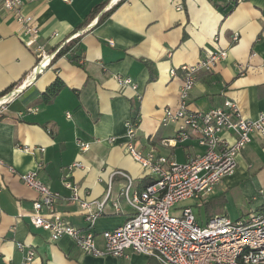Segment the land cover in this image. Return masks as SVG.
I'll list each match as a JSON object with an SVG mask.
<instances>
[{"label": "crops", "instance_id": "0c3cea01", "mask_svg": "<svg viewBox=\"0 0 264 264\" xmlns=\"http://www.w3.org/2000/svg\"><path fill=\"white\" fill-rule=\"evenodd\" d=\"M25 12L36 17L39 41L48 53L74 34L80 37L33 77L37 55L26 48L21 25L0 9V97L21 87L0 120V159L19 174L37 171L43 183L63 196L56 212L76 228H91L100 247L105 231L134 214L121 195L128 179L117 172L133 179L131 198L148 184L142 167L126 152L127 122H137L134 141L143 154L154 151L184 163L204 152L195 140L175 148L165 145L178 131V125L161 124L164 109L179 104L178 68L226 52L211 70L198 73L190 110L208 111L231 100L248 118L264 113V0H37ZM119 77L132 79L137 89L122 88ZM57 79L63 88L44 101ZM80 144L89 147L82 150ZM238 161L207 202H186L200 224L214 216L238 220L264 211V137L254 138ZM77 163L82 167L75 168ZM66 182L91 204L108 198L104 215L91 227L78 203L69 199ZM38 198L20 177L0 168V264H25L29 249L36 253L31 264H159L134 252L93 256L68 236L53 241L49 232L30 223ZM216 204L218 213H210Z\"/></svg>", "mask_w": 264, "mask_h": 264}, {"label": "built area", "instance_id": "2783aa9c", "mask_svg": "<svg viewBox=\"0 0 264 264\" xmlns=\"http://www.w3.org/2000/svg\"><path fill=\"white\" fill-rule=\"evenodd\" d=\"M35 1L0 0V9L21 25L27 37L26 48L37 55L33 77L44 72L62 48L80 37V33H76L56 52L48 53L39 41L40 27L36 17L25 12L26 5ZM225 57L226 52L211 53L205 60L178 68L182 73L179 104L175 108L166 107L161 120L163 126L178 125L176 137L167 140L165 145L175 148L178 143L195 140L204 149L202 154L184 163L154 151L143 154L136 149L134 141L137 122H127L129 142L126 152L142 167L143 178L148 179V184L131 198L133 179L125 172H117L128 179L121 195L134 214L122 226L102 234V247L97 244L91 228H76L56 212L55 206L63 196L43 183L37 171L19 174L0 159V168L17 175L28 188L39 194L29 215L32 226L49 232L53 241L68 236L78 248L93 256L124 257L128 252H134L154 257L159 264H264V211L250 214L249 219L214 216L206 224H200L193 207L186 204L189 201L207 202L223 179L235 172L243 150L254 138L264 137V113L255 119L248 118L237 102L226 100L222 107L208 111L189 108L198 73L211 70ZM176 74V69L170 70L171 76ZM118 81L122 88L137 89L130 78L119 77ZM20 91L21 87L0 97V120ZM80 147L87 150L89 146L80 144ZM24 150L31 152L29 147ZM40 150L45 151L44 148ZM74 167L82 166L77 163ZM65 186L71 190L69 199L78 203L89 227L104 215L108 198L91 204L81 198L79 189L72 182H66ZM113 206L120 212L118 202ZM18 248L25 249L22 244ZM35 257V251L29 249L25 264H31Z\"/></svg>", "mask_w": 264, "mask_h": 264}, {"label": "trees", "instance_id": "16d2710c", "mask_svg": "<svg viewBox=\"0 0 264 264\" xmlns=\"http://www.w3.org/2000/svg\"><path fill=\"white\" fill-rule=\"evenodd\" d=\"M101 10V6L97 7L96 10L94 11V15L99 13ZM68 47L65 46L64 48H62L59 53L56 55L55 58L58 57H62L66 52H67ZM63 88V83L57 79L55 82H53L45 91V93L43 94V100L44 101H50L52 100V98H54L59 92L60 90Z\"/></svg>", "mask_w": 264, "mask_h": 264}, {"label": "rangeland", "instance_id": "374dc122", "mask_svg": "<svg viewBox=\"0 0 264 264\" xmlns=\"http://www.w3.org/2000/svg\"><path fill=\"white\" fill-rule=\"evenodd\" d=\"M200 205H203L204 203H199ZM217 205L218 204H216V205H213V207L210 209V213H212L214 210L215 211H217L216 213H218V210H216V209H218L217 208ZM201 209H202V212H203V210H205V206H201L200 207ZM212 210V211H211ZM253 213H256V212H253ZM257 213H259V212H257ZM252 214V213H251ZM210 215V217L213 215V214H209ZM204 217H206V216H204ZM242 218H246V219H249L250 218V214H245V215H243L242 216ZM211 219V218H210Z\"/></svg>", "mask_w": 264, "mask_h": 264}]
</instances>
